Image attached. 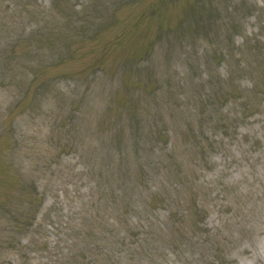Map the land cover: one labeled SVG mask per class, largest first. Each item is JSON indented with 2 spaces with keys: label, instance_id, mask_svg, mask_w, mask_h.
Wrapping results in <instances>:
<instances>
[{
  "label": "rangeland",
  "instance_id": "1",
  "mask_svg": "<svg viewBox=\"0 0 264 264\" xmlns=\"http://www.w3.org/2000/svg\"><path fill=\"white\" fill-rule=\"evenodd\" d=\"M164 1L0 0V264H264V0Z\"/></svg>",
  "mask_w": 264,
  "mask_h": 264
},
{
  "label": "trees",
  "instance_id": "2",
  "mask_svg": "<svg viewBox=\"0 0 264 264\" xmlns=\"http://www.w3.org/2000/svg\"><path fill=\"white\" fill-rule=\"evenodd\" d=\"M132 1H137V0H132ZM161 5H163V8L166 6L164 0H163V4ZM101 19L103 20L104 18L101 17ZM159 27L161 28L159 30V33L156 32V35L150 38L148 42H146L145 44H141V48H139L136 52L132 53V55L128 58V61H122L121 58H117L116 60L117 63L115 62L113 68L114 76L118 75L119 79L122 80L123 83H126V86L122 87L119 90V92L122 94V96L120 97L121 99L117 100L115 98L113 101V103L116 105L117 108L115 112L116 118L114 125L117 127L116 129L118 134L120 133L118 139L119 141L117 142V144L121 145V143L125 140V137L128 136V134L131 135L135 134V131L138 128L142 127L140 123L141 119L139 118L137 112L138 111L137 102L141 100L142 96L141 95L132 96L131 93H133L134 89H139L141 94L147 92V90L148 93L152 90L154 91L156 82L153 81L152 78L154 77V73L150 71L149 68L142 69V67L135 66V64L151 62V58L154 52L153 49L157 46V43L160 42L162 37L161 35L163 33L164 34L168 33L161 27V24H159ZM169 28H170L169 31L172 34V36L176 38L177 37L176 29H174V27H167L166 30H168ZM77 30L80 33L82 31V28L77 27ZM115 44L120 45L121 39H119V42ZM13 51L15 52V50ZM120 60L122 62L118 65ZM34 79H36V74L34 76H31L29 82H33ZM109 104L112 103L109 102ZM148 132L150 135L149 138L152 137L154 139H159L162 136L160 131H155L150 129ZM33 192L35 193H33L32 196L37 194L36 190ZM31 217L32 214L28 216V218L26 219H30Z\"/></svg>",
  "mask_w": 264,
  "mask_h": 264
}]
</instances>
